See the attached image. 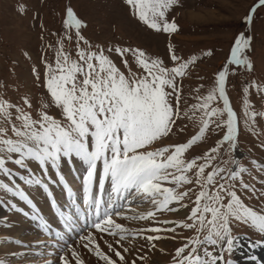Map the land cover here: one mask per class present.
Returning <instances> with one entry per match:
<instances>
[{"label": "snow or ice", "instance_id": "1", "mask_svg": "<svg viewBox=\"0 0 264 264\" xmlns=\"http://www.w3.org/2000/svg\"><path fill=\"white\" fill-rule=\"evenodd\" d=\"M176 2L126 0L137 19L156 31L164 32L178 30L175 21L166 19V12ZM261 7H264V0H257L246 17L249 25ZM63 23L66 30L75 32L76 58L64 47V39H72L71 35H66L58 42L54 62H45L44 84L51 99L40 106L36 118L29 111L33 109V104L27 96L22 98V105L0 98V172L5 176L13 175L12 169L6 166L8 162L31 173L28 162L34 161L45 174L48 165L59 174V164L64 158L75 157L86 164V175L82 180L84 199L96 211V220L91 226L118 239L114 240L116 246L108 243V252H105L90 233L80 237L84 241L81 246L104 264H129L124 255L129 248L121 243L129 236H139L155 249L156 241L177 239L178 228L194 230L196 235L184 238L174 250L171 264H236L232 259L225 260L224 256L225 252L231 254L240 247V238L233 236V222L248 225L264 235V205L254 208L245 203L242 195L251 193L249 199H260L264 197V188L258 189L256 185L244 181L242 174L248 169L240 165L238 159L230 161L234 168L220 167L215 161L225 144L230 151H235L237 147L239 121L226 91L228 65L252 70L253 65L246 55L252 38L241 33L235 39L228 62L217 73L214 86L206 95L196 96L197 103L191 105L192 115L189 116L188 112L180 111L177 78L187 74L196 57L181 61L169 46L175 66L166 67L163 60L151 58L141 49L117 47L114 51L122 58L125 67H128V60L124 57L131 55L143 70L142 74H137L129 69L126 76L104 49L92 50V45L81 34L87 25L71 7L66 9ZM81 42L85 47H81ZM205 55H211V52ZM250 88H255L264 99V85L250 82L243 90V107L247 117L245 125L253 134L259 135L256 120L257 117L264 119V111L253 107L248 98ZM220 101L223 107L213 106ZM53 105L59 109L62 119L49 114L48 109ZM198 113L200 126L190 139L149 150L172 133L178 119L185 116L194 120ZM213 124L217 129H226L222 138L202 156L186 160L184 154L205 138ZM261 147L264 148V142ZM252 163L259 171H264V163L258 164L255 160ZM98 164L102 166L98 180L100 191H103L106 182L111 185L110 201L102 214V198L92 195ZM193 170L194 176L189 175ZM59 178L64 181L63 175ZM26 183L40 186L43 181L32 174ZM258 183L264 185V179H259ZM186 185L194 187L181 191ZM0 187L31 203L25 192L14 190L6 183L0 184ZM68 191L72 189L69 187ZM113 194L115 200L139 195L149 200L154 208L144 214L125 216L116 210L115 200L111 199ZM186 198L192 207L185 203ZM12 208L16 209V205L13 204ZM184 209H188L184 219L161 222L172 225L167 228L149 227L134 231L113 218L150 220L159 212L180 213ZM162 232L173 235H160ZM210 248L219 251L214 253ZM70 251L72 259L61 256L62 264H73V261L74 264H85L79 252L75 249ZM138 259L144 260L145 257L139 256ZM0 264H5V261L0 260ZM131 264H136V261H131Z\"/></svg>", "mask_w": 264, "mask_h": 264}, {"label": "rangeland", "instance_id": "2", "mask_svg": "<svg viewBox=\"0 0 264 264\" xmlns=\"http://www.w3.org/2000/svg\"><path fill=\"white\" fill-rule=\"evenodd\" d=\"M256 3L257 0H177L166 12V19L169 22L175 21L178 30L164 32L156 31L137 19L126 0H0V98L22 105V98L27 96L33 104V109H29V111L32 112L34 118H36L40 106L50 101V95L44 84L45 62H54L58 42L66 35H71L72 39H64V47L73 54V58H76L75 32L74 30L70 32L66 30L63 23L68 7H71L87 25L81 30V34L92 45V50L104 49L105 54L110 56L126 76L129 69L137 74H142L143 70L136 64L131 55L124 57L128 60V67H125L122 58L114 51L117 47L141 49L149 57L163 60L166 67L175 66L171 60L169 46L181 58V61L196 57L195 63L189 66L187 74L177 78L180 89V111L181 113L188 112L189 116L192 115L191 105L197 103L196 96L198 94L206 95L208 90L214 86L217 73L228 62L235 39L244 33L252 38L251 48L246 52L253 65L252 70L249 71L244 66L228 65L229 76L226 85L227 95L239 121L237 147L235 151H230L228 145L225 144L221 148L215 164L220 167L234 168L235 165L231 164L230 161L231 159H238L239 164L248 169L247 173L242 174L244 181L256 185L258 189L264 188V185L258 183L259 179H264V171H259L252 163L253 160L257 161L258 164L264 163V148L261 147V143L264 142V119L257 117L256 132L259 135L253 134L245 125L247 117L243 107L244 88L250 82L264 85V7L257 9L250 25L246 21L250 9ZM21 6H23V11H21ZM81 47H85L82 42ZM108 49H113V51L109 52ZM207 52H211V55H205ZM248 98L257 111H264V99L255 88H250ZM213 106L223 107V103L220 101ZM48 111L57 119H62L59 109H56L54 105ZM199 115L198 113L194 120L182 116L177 120L172 133L153 144L149 150L186 142L199 129ZM224 118L226 119V116ZM225 131L224 128L217 129L213 124L205 138L193 145L184 154V158L190 160L196 156H202L216 145ZM67 161V158L61 160L59 167L62 170V166H66ZM72 161L77 165L81 163L79 167L83 164L81 160L75 157L72 158ZM33 162H28L29 167L37 170L38 164L36 162L33 164ZM6 166L12 169L13 175L8 177L13 180L16 178L18 188L11 187L4 180L2 172H0V184L6 183L14 190H21L25 194L31 193L35 189L36 185L26 183V180L33 173L11 162H8ZM101 168L102 166L98 164L97 178L98 175L100 176ZM38 169L47 180H52L53 169L50 165H48L47 174L42 171L40 166ZM74 170L76 171V168ZM75 171L73 172L77 175ZM194 171L189 175L194 176ZM41 174L36 172V176L42 177ZM79 174L81 175V172ZM96 185L98 186V184ZM97 186L92 191L94 197L98 192ZM165 186L171 187L173 185ZM188 187H194V185H186L180 190ZM198 190L197 188L196 191ZM104 194L107 195V192ZM250 195L251 193L242 195L246 204L257 209L264 205V197L249 199ZM80 198L82 203L86 204L85 194ZM192 198L194 199V196ZM16 199L22 201V198L0 187V260L5 261V264H62L61 256L72 259L71 249H75L82 257L86 254L82 253L85 251L87 257L93 258V260L89 258V261L86 262L87 257L85 256L83 258L85 264H95L94 261H97V264H104L103 261L98 260L81 246L84 241H81L80 237L88 236L91 233L101 248L102 245H106L105 250H103L105 252H108L107 242L112 241L114 244V240L118 239V237L114 238L106 233H100L96 229H91L81 232L69 244L59 248L52 235L61 233L55 229H63L65 223H60V225L57 223L59 228L55 224L50 232L44 231L49 215L55 214L52 200L49 197L40 198L46 201L48 207H51H44L43 209L46 210L38 213L39 208L33 204L34 206L30 209L32 214H30L29 209L24 208V204ZM107 202L104 200V205L101 206L102 212ZM185 203L189 204V208L193 206L187 198ZM13 204L18 210L12 208ZM116 205L119 208L117 211L128 217L147 213L154 208L149 200L142 197L140 199L139 195H129L127 199H121L120 203H116ZM87 206L89 207L84 208L85 211L93 208L88 204ZM187 211L188 209H184L180 213H157L153 219L143 220V222L148 221L153 224L152 227H172V225H164L161 222L164 220H182ZM39 214L42 221L38 218ZM30 217L38 219L35 221L39 223L35 226L33 224L29 226ZM113 218L128 229L137 231L136 228H140L138 225L137 227L131 224L138 222L137 220L125 219L120 216ZM72 230L75 231V229ZM159 234L168 237L173 235L171 232ZM176 234L177 239L175 240L162 239L156 241L157 248H150L145 255H141L145 257L144 260L137 257L130 260L128 258L127 261L129 264L133 260L136 261V264H154L155 259H158V264H171L174 250L181 245L184 238L196 235L194 230L179 228ZM204 234L206 232L201 234V238ZM233 236L240 238V247L231 254L225 252V260L232 259L236 264H241L239 252H241L243 242L249 246L255 244L253 246L255 250L264 248V243H257L264 241V235L248 225L233 222ZM139 239V236H129L127 240L121 243L124 247L130 248L127 242ZM52 241L54 242L51 243ZM114 246L116 245L114 244ZM133 248L139 247L134 246ZM160 249H164V251L161 252ZM209 250L214 251V253L219 251L213 248ZM109 254L111 255V253ZM113 258L115 259V257Z\"/></svg>", "mask_w": 264, "mask_h": 264}, {"label": "bare ground", "instance_id": "3", "mask_svg": "<svg viewBox=\"0 0 264 264\" xmlns=\"http://www.w3.org/2000/svg\"><path fill=\"white\" fill-rule=\"evenodd\" d=\"M34 163L35 162H33V164ZM79 165L75 164L74 161H72V158L68 159L67 164H66L67 167L62 166L64 171L62 170L61 167H59V174H58L57 170L53 169L52 180H47L43 176V174L40 173V171L38 169L39 165H37V167H36L37 170H33L31 167H29L35 176H36V172L42 175V177L41 176H38V177H40L42 179L43 184L40 186H36L35 189L31 193L26 194L28 196V200L32 201L33 203L32 202L28 203V201H26L24 199H22V201L19 199L18 200L16 199V200L18 202L21 201L24 204L23 205L24 208L29 209L30 214H32L30 209L34 205H36L39 208L38 213H40L42 210H46V209H43L44 207H48V205L46 204V201H44L43 199H40V198H42V197L48 198L49 197V199L52 200V205L54 207L55 214L49 215L48 221L45 223L46 229L44 231H48V232L52 231V227L55 224H56V227L59 228L58 224L60 225V223L62 224L64 222L65 224H64V228L62 229V231H61V229H55V231H57V232L61 231V234H63V235L66 233H69V232H74V230H72L73 228H71V225H70V223H72L74 221L70 217L75 218V220L78 221L79 215H80V217H82L85 214L84 208L89 207V206H87V204L82 203V201L80 200L81 199L80 196H82L84 194L83 184L81 182H82L83 177H84L83 174L85 175L87 165L84 163L82 164L81 167H79ZM74 168H76V171L74 170ZM80 168H82V169H80ZM73 171H75V173L77 175H75ZM80 172H81V175L83 177L79 174ZM60 175H63V177H64L63 182L60 181V178H59ZM3 178L11 187H14L16 189L18 188L17 187L18 181H16L15 177H14L15 180H13V179H10L8 176H5L3 174ZM97 180H99V175H98ZM96 184H98V183H96ZM96 184L93 186V189L97 186ZM44 185H47V187H45ZM69 187L72 189L71 192L68 191ZM109 188H111V185L108 182L105 183L104 189L102 192L100 191L99 187L97 186L98 192L96 194V197L102 198L101 206L104 205V200H107L108 202L110 200V189ZM105 192H107V195L104 194ZM17 197H19V196H17ZM111 199L115 200L114 194L111 196ZM140 199H141V197H140ZM120 201H121V199L117 200V201L115 200V202L117 204H119ZM80 203H82V204L80 205ZM50 207H48V208H50ZM87 211H88V209H87ZM57 213H59V214H57ZM159 213H162V212H159ZM62 215L64 216L63 218L61 217ZM38 216H39L38 217L39 220L42 221L40 214ZM30 219H31V223H29V226L31 224H33L35 226V224L39 223L38 221H35V220H38L36 218L30 217ZM137 221L138 222L131 223L134 226L138 225L140 227V228H136L137 231L153 226V224H150L148 221H146V222H143V220H137ZM82 222L85 223V220H83ZM78 223L81 225V227L77 226L76 228L77 229L80 228V230L83 229V224L80 221H78ZM65 231H66V233H65ZM147 234L155 235L156 233H147ZM108 243H113V242L110 241V242H107V244ZM127 243H128L130 248H129V252L124 254L126 257V260L128 258H129L128 260H130L131 258L134 259V258H137L141 255H145L151 248V245L148 244V242L142 238H140L137 241H130ZM134 246H137L139 248L135 249V248H133ZM104 247L106 248V245L105 246L102 245L103 250H105ZM159 247L161 248V245H159ZM139 249H140V251H139ZM82 253H86V254H84V257L85 256L87 257V252L84 251ZM88 255H89V253H88ZM239 257H241V264H264V248H259V249L255 250V248L253 246H249L248 244L243 242L242 247H241V252H239ZM252 257H255V259H252ZM89 258L91 260H93L92 257L88 256L87 259H85V261L88 262ZM94 262H95V264H97L96 263L97 261H94ZM158 263H159L158 259L157 260L155 259L154 264H158ZM88 264H93V263H88Z\"/></svg>", "mask_w": 264, "mask_h": 264}]
</instances>
